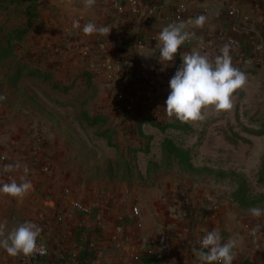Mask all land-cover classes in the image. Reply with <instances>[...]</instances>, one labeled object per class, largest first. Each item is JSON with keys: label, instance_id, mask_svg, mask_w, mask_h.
I'll return each mask as SVG.
<instances>
[{"label": "crops", "instance_id": "1", "mask_svg": "<svg viewBox=\"0 0 264 264\" xmlns=\"http://www.w3.org/2000/svg\"><path fill=\"white\" fill-rule=\"evenodd\" d=\"M34 31L58 84L80 70L102 85L121 77L146 104L181 61L210 57L260 70L264 94V0H37ZM14 114H0V264H264V222L203 205L171 176L97 178L58 126ZM36 237L49 255L30 262Z\"/></svg>", "mask_w": 264, "mask_h": 264}, {"label": "rangeland", "instance_id": "2", "mask_svg": "<svg viewBox=\"0 0 264 264\" xmlns=\"http://www.w3.org/2000/svg\"><path fill=\"white\" fill-rule=\"evenodd\" d=\"M36 24L37 1L0 6V114L12 109L36 127L58 126L79 170L97 178L150 185L171 176L203 205H233L264 222L260 70L210 57L181 61L174 86L144 104L121 77L102 85L80 70L72 85L55 82L43 48L30 47ZM120 93L132 97L131 110ZM87 113L104 119L90 124Z\"/></svg>", "mask_w": 264, "mask_h": 264}, {"label": "built area", "instance_id": "3", "mask_svg": "<svg viewBox=\"0 0 264 264\" xmlns=\"http://www.w3.org/2000/svg\"><path fill=\"white\" fill-rule=\"evenodd\" d=\"M118 99L124 101L126 108L129 110L132 109V97L130 98L128 96H124L123 93H120ZM134 212L137 213L136 208H134ZM48 255L49 247L47 241L43 237H36L26 259L30 262H35L47 257Z\"/></svg>", "mask_w": 264, "mask_h": 264}, {"label": "trees", "instance_id": "4", "mask_svg": "<svg viewBox=\"0 0 264 264\" xmlns=\"http://www.w3.org/2000/svg\"><path fill=\"white\" fill-rule=\"evenodd\" d=\"M22 0H0V6L3 4H12V3H20ZM30 4L35 3L37 0H27ZM103 117L99 116H90L88 113L86 114V119L90 122V124H95L97 121ZM104 119V118H103ZM161 128H165V126H161Z\"/></svg>", "mask_w": 264, "mask_h": 264}]
</instances>
